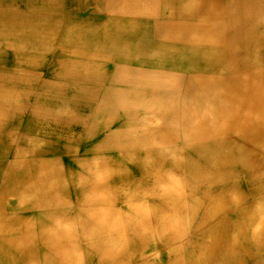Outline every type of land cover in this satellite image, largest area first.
Segmentation results:
<instances>
[{
  "label": "bare ground",
  "instance_id": "obj_1",
  "mask_svg": "<svg viewBox=\"0 0 264 264\" xmlns=\"http://www.w3.org/2000/svg\"><path fill=\"white\" fill-rule=\"evenodd\" d=\"M93 6V18L82 23L86 34L76 30L77 18L69 21L72 25L67 28L72 31L64 34L65 46L58 52L68 59L108 64L134 62L139 66L131 72L126 71V66H109V72L103 68L100 86L76 77L49 80L44 70L52 67L39 65L43 50L15 46L11 50L4 42L11 31H19L27 42L50 44L63 22H54L56 17L51 14L0 10V131L10 128L8 121L13 114L8 108L16 98L26 100L23 111L43 112L67 106L77 111H95L86 125L95 128L92 123L97 120L105 124L101 130L89 132V146L83 153L113 150L138 157L154 151L162 158L137 168L136 181L134 177L129 182L122 181L129 202L194 204L199 198H192L187 190H193L196 182L205 188L204 200L215 203L229 199L235 183L226 180L237 171L232 155L250 154L252 147H258L255 142L264 147V0H126L120 7L114 1L109 4L107 0H94ZM122 11L135 12L140 17L121 18ZM127 27L136 33L126 44L134 46L129 50L120 47L128 40H118L121 31H117ZM86 46L96 49L85 50ZM65 47L74 48L66 52ZM8 61L22 64L16 67L8 65ZM58 120L67 125L84 122L81 115L74 114H62ZM9 136L0 141V215L13 219L0 222V241H8L16 234L24 241L9 240L6 249L12 251L6 264H85L84 258L90 252L99 257L101 264L126 246L117 235L129 233L124 223L128 216L136 220V228L143 234L154 230L157 223L170 233L173 218L167 211L136 208L125 214L119 208L97 210L94 204L81 210L80 206L68 207L76 203L68 197L71 184L64 176L66 169L58 164L63 153L25 146V139ZM261 154L264 157V151ZM195 156L203 158L202 167L196 168ZM34 159H48L51 163L41 170L54 173L58 179L53 183L48 177V181L39 182L37 187L52 182L51 192L36 188L38 198L29 203L24 199L32 189L23 186L21 175ZM103 160L98 169L81 165L76 170V174L87 178L75 184L77 190L108 192L117 186L109 178V158ZM208 179L210 183L202 182ZM29 204L35 209L27 208ZM261 208L257 216L251 215L257 241H264ZM30 209L38 214L31 215ZM140 242L133 239L129 248H137ZM13 253H19V258L12 257Z\"/></svg>",
  "mask_w": 264,
  "mask_h": 264
},
{
  "label": "rangeland",
  "instance_id": "obj_2",
  "mask_svg": "<svg viewBox=\"0 0 264 264\" xmlns=\"http://www.w3.org/2000/svg\"><path fill=\"white\" fill-rule=\"evenodd\" d=\"M10 64L18 67L22 63L13 61ZM62 73L68 74V76H66L69 78L72 76L66 71ZM75 75L81 78L85 77L81 71L76 72ZM18 101V98L14 99L13 106L11 105L8 108V112L13 114L12 116L14 118L12 117V119L8 121L10 128L1 129L0 141L4 142L10 137L9 135H12L17 138L19 137V139H25V141H22L25 146L38 149L45 148L53 151L56 150L57 152L63 153L61 157H58V164L64 165V169H66L64 171L66 172L64 176L67 177L66 180L68 179V182L71 184V187L68 189V197H70L77 206H80L78 209H84L85 205L92 207L94 204L93 208L97 210L110 209L113 211L119 208L118 210L125 214H131L130 211L132 209L143 208L156 210L155 213L167 211L166 213H169L170 216L172 215L171 218H173V221L171 219L172 225L170 233L166 232V230H162L161 224L157 223L154 230L148 232L147 235L136 228V220H133L132 217L129 216L126 217L124 223L128 225L127 229L129 233L126 231V235H122L124 237H122L121 234L117 235L119 241L125 240L126 243L123 242L126 246L119 248L114 254L104 258L101 264H264V241L262 238H258V241L254 239V233L257 231V227L254 222V217L252 218L251 216H257L260 207H262L260 211L264 212V157L261 155L262 151H264V147L261 148V146L257 144L258 147H252L251 154L242 155L235 153L232 155L233 163L237 171L234 173L235 175L226 180V182L232 181L235 184L233 193L230 198L225 201L210 203L204 200L203 191L205 188L199 185L200 182H196V186L193 187V190H187L185 188V190L192 193V198H199V201L194 202V204H192L193 202H177L178 204L173 203L172 205L167 202V204L163 202L160 203L157 200H151L149 202H129L126 200L129 195L125 194L122 188V181L125 182V180H127L129 182L130 178H133V176L129 175V173L124 170L123 166L122 169L118 166L117 151L93 150L91 151L92 153L88 152L90 154L83 153L84 147L89 146L86 142L88 141L87 135L89 132L91 130H101L100 126H104L105 122L97 120L92 123L95 128H91V125L88 126V128L80 125V122H71L70 125H67L58 120V116L62 114L81 115L82 119H84L83 123L86 125L95 114V111H77L69 109L68 106L59 109H48L43 112L34 110L23 111L22 108H24L23 105L26 100L21 97L20 101ZM27 102L30 101L27 100ZM16 115H18V117ZM70 148L73 150L69 151ZM108 158L109 164L112 165V172L109 178H113L111 181L117 184L116 187H113L108 192H96V190L92 191L90 189L77 190L74 187L75 184L83 182L84 178L87 180L85 175L76 174V170H79L81 165H88L93 169H98V165L103 163L102 160L104 159L106 161ZM199 158L203 159L200 156ZM96 159L99 161H96ZM127 160L128 158H121L118 161H120L119 163L122 165ZM257 160L261 161L260 164ZM40 161V159L32 160L31 165L28 166L29 169L21 175V178L23 177L22 179L25 182H23V186H31L32 189L30 190L32 193L29 194V197L27 196L25 198L24 196V200L27 201L28 199L29 203L35 202L34 200L38 198L36 194H38L39 191L35 192L36 188L42 189L44 193H50V184L52 182L54 183L53 180L58 177L51 172H49L50 174L44 171L42 172V166L47 164V162H51L48 159H43L42 162ZM250 161H253V163ZM195 165L196 168L202 167L203 161L199 160ZM31 172L32 174L30 175ZM11 176L14 177L13 174H11ZM96 176L98 177L99 175L96 174ZM48 177L52 178L50 184H48V182L42 184L41 187H37L39 182L48 181ZM202 182L210 183V179ZM104 194H108L110 197L108 199L107 197L103 198L102 196ZM39 197L41 198V196ZM86 200H88L87 203L85 202ZM103 200L107 201L104 202ZM34 206L35 205L29 204L27 208H34ZM30 212H33L30 213L33 216L38 214L35 210L30 209ZM74 214H77V212ZM23 216H26V214ZM12 219V216L3 217L0 215V222H11ZM181 220L183 223H181ZM262 229H264V227ZM176 231L179 233L176 234ZM20 238V235L17 234L8 237L9 240L14 241ZM133 239L141 240L137 248H129ZM9 240L5 242L0 241V264H6V262H8L7 255L12 251L6 249L8 248ZM13 256L19 258V253H13L12 257ZM84 260L85 264H98L99 257L90 252L88 258H84Z\"/></svg>",
  "mask_w": 264,
  "mask_h": 264
},
{
  "label": "crops",
  "instance_id": "obj_3",
  "mask_svg": "<svg viewBox=\"0 0 264 264\" xmlns=\"http://www.w3.org/2000/svg\"><path fill=\"white\" fill-rule=\"evenodd\" d=\"M93 1L94 0H0V10L4 9L6 11H11V13L12 12L25 13V14L38 13V15L39 14H42V15L51 14L53 17H56V19H53L54 22L55 21L63 22V24L61 25V28L59 29L60 31L57 32V36L55 37V40L50 44L44 43L43 45H40L37 42H31V43L27 42L26 41L27 38L24 37V35L21 32L11 31V33H9L8 36L6 37V40L4 42V46L5 47L11 46V48H10L11 50L14 49L13 46H15V49L20 48V49H27V50H34V51L43 50V52H44V55L42 54V56H43L42 60L43 61H40L39 65L46 66V67H52L50 70H48V69L46 71L44 70V73H46L47 79L49 78V80H54V79H57L58 77H67L68 74L62 73L64 71H66L72 75L70 77L71 79L73 77L83 79V78L75 75L76 72L81 71L82 74L85 76L84 79H86V80L90 79L91 82H95L97 86H100L103 78L101 79L99 77L104 75L103 74V71H104L103 68H105V67H106L105 69H108L109 66H111V67H113V66H123V67L126 66L127 67L126 71H128V72L135 70V68H137V66H139V64H137V63L134 64V62H130V63L127 62V64H124V63L108 64V63H102L99 61L93 62V61L73 59V58L68 59V58L64 57V56H66V54H61L58 52V49L62 45L65 46L64 42H62V37L64 36V34L67 33L68 31H72V30H69L67 28V25H72V23H70L69 21H72L73 19L77 18L76 21H78L79 23L76 22V24H78L79 27L76 30H82L83 31L85 28L82 25V23H88V22H90V19L93 18V16H92V11L94 9ZM107 1L109 4H111V2L114 1V4L118 7H120L121 5L124 4V2L126 0H107ZM82 7H84L83 10L78 9V8H82ZM78 11H81V12L78 13ZM122 13L123 14H120L119 17H121V18L127 17L129 20L140 17L138 15V13H135V12H129L128 13V12L122 11ZM107 17H110V16H107ZM78 18H80V19H78ZM66 20H68V22ZM128 26H130V24H128ZM82 31H77V33H80ZM117 31H121V32H119L121 34L118 36V40H122V39L128 40V41L125 40L122 42V46H120V47H122V49L129 50V49H131V47H134V46H130L131 43L126 45L129 42V40H131V37H133L136 34V33H133L131 31V27H127L126 29L123 28L122 30H117ZM83 32H85V34H86V31H83ZM109 32L115 34L114 31H109ZM91 44H93V43L91 42ZM73 46L75 47L76 44H74ZM74 47H65L64 50H66V52H68V51L72 50ZM106 48H108V47H106ZM106 48H104V49L102 48V50H105ZM95 49L96 48L87 47V46L85 48V50H89V51H95ZM110 49H111V47H110ZM5 51L7 52L6 49H5ZM11 62H13V61H8V65H11L10 64ZM60 66H63L65 68L60 67ZM109 70L110 69H108L107 72H109ZM97 82H99V83H97ZM80 110H86V109H80ZM80 123H81L80 125H82L84 127H88L83 122H80ZM86 142H88V141H86ZM255 144L257 145L256 142H255ZM167 155L168 154H165V156H167ZM121 158H128V160L121 165L119 163L120 161H118ZM157 159H162V158H160V156H158L154 151L153 152L150 151L149 154L142 153L138 157L136 155H128V154H123V153L117 154L118 166L122 169V166L124 165L123 166L124 170L127 171L129 173V175H132L134 177L135 181L137 180V174L139 172L138 169L139 168L140 169L145 168L146 166L150 165L153 160L155 161ZM193 160L199 161L201 159L199 158V156H195L193 158ZM130 165L134 166V169H129ZM128 191H130V190H128ZM71 201H72V199H71ZM68 207H72V208L75 207L76 208L77 204H72V205H69Z\"/></svg>",
  "mask_w": 264,
  "mask_h": 264
}]
</instances>
